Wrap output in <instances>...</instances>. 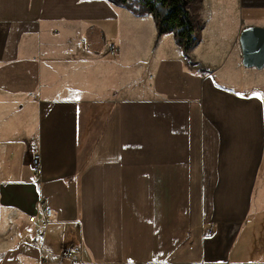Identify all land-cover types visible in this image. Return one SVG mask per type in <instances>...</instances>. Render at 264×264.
<instances>
[{
  "label": "crops",
  "instance_id": "crops-1",
  "mask_svg": "<svg viewBox=\"0 0 264 264\" xmlns=\"http://www.w3.org/2000/svg\"><path fill=\"white\" fill-rule=\"evenodd\" d=\"M195 11L186 57L109 0H0V264H264V67L239 42L264 0Z\"/></svg>",
  "mask_w": 264,
  "mask_h": 264
},
{
  "label": "trees",
  "instance_id": "trees-1",
  "mask_svg": "<svg viewBox=\"0 0 264 264\" xmlns=\"http://www.w3.org/2000/svg\"><path fill=\"white\" fill-rule=\"evenodd\" d=\"M117 6L127 9L134 15H151L158 34H175L177 44L188 56L189 48L198 40L202 23L199 17L190 13L184 0H109ZM160 9L165 13L161 14Z\"/></svg>",
  "mask_w": 264,
  "mask_h": 264
},
{
  "label": "water",
  "instance_id": "water-1",
  "mask_svg": "<svg viewBox=\"0 0 264 264\" xmlns=\"http://www.w3.org/2000/svg\"><path fill=\"white\" fill-rule=\"evenodd\" d=\"M242 48V62L245 67L261 69L264 67V28L249 26L239 35Z\"/></svg>",
  "mask_w": 264,
  "mask_h": 264
},
{
  "label": "built area",
  "instance_id": "built-area-1",
  "mask_svg": "<svg viewBox=\"0 0 264 264\" xmlns=\"http://www.w3.org/2000/svg\"><path fill=\"white\" fill-rule=\"evenodd\" d=\"M119 48L114 45V44H110L108 46V50L107 52L110 54V55H114L118 52ZM31 166L33 168V170L35 172H38L39 170V167H40V156H39V153H34L31 157ZM44 213H45V218L43 220V223H42V231L39 232V237L40 238H43L44 237V230L46 228V226L48 225L49 221V217L52 215V209L51 208H44ZM30 221H33L34 220V217L31 216ZM209 232H211V230H209ZM80 246H71V247H66L62 250L61 252V256L66 258V259H69L72 263L74 264H78L80 262V258H79V253H80Z\"/></svg>",
  "mask_w": 264,
  "mask_h": 264
},
{
  "label": "rangeland",
  "instance_id": "rangeland-1",
  "mask_svg": "<svg viewBox=\"0 0 264 264\" xmlns=\"http://www.w3.org/2000/svg\"><path fill=\"white\" fill-rule=\"evenodd\" d=\"M185 1V4H186V7L188 6L190 8V13L192 14V16L194 17V15L196 16V4L198 2V0H184ZM160 13L161 14H164L165 13V10L164 9H160ZM201 21V20H200Z\"/></svg>",
  "mask_w": 264,
  "mask_h": 264
}]
</instances>
